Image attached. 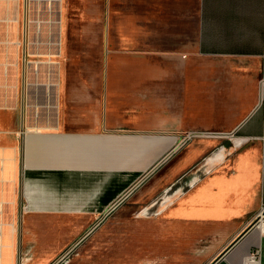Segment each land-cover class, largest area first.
<instances>
[{"label":"crops","instance_id":"0c3cea01","mask_svg":"<svg viewBox=\"0 0 264 264\" xmlns=\"http://www.w3.org/2000/svg\"><path fill=\"white\" fill-rule=\"evenodd\" d=\"M262 76L264 0H0V264L169 186L142 263L264 264Z\"/></svg>","mask_w":264,"mask_h":264},{"label":"rangeland","instance_id":"374dc122","mask_svg":"<svg viewBox=\"0 0 264 264\" xmlns=\"http://www.w3.org/2000/svg\"><path fill=\"white\" fill-rule=\"evenodd\" d=\"M170 187L164 191V194L162 192L156 194L148 203L142 202L135 205L128 201L122 207L104 216L92 230L84 232L74 240L73 244H68L60 250L59 256L71 247L66 253L69 255L68 261L64 264H145L141 260L148 256L151 250L154 251L155 247L148 246L147 239L144 243L145 237H142L140 223L145 218L156 217L158 205L166 193L167 195L172 193ZM23 207L21 206V209ZM24 252L27 254L26 251ZM26 254L25 256L23 254L21 264L23 261L26 264Z\"/></svg>","mask_w":264,"mask_h":264},{"label":"built area","instance_id":"2783aa9c","mask_svg":"<svg viewBox=\"0 0 264 264\" xmlns=\"http://www.w3.org/2000/svg\"><path fill=\"white\" fill-rule=\"evenodd\" d=\"M260 85H261V97L264 95V76L260 79ZM208 136L212 135L208 132H196V133H187L183 136V140H187L189 138H192L194 136ZM71 248V247H70ZM69 248V249H70ZM69 249L65 250L62 255H60L54 262V264L58 263H67L68 261V254H66ZM241 264H261V249L260 247H254L248 251V253L245 255V257L242 259Z\"/></svg>","mask_w":264,"mask_h":264},{"label":"water","instance_id":"95a60500","mask_svg":"<svg viewBox=\"0 0 264 264\" xmlns=\"http://www.w3.org/2000/svg\"><path fill=\"white\" fill-rule=\"evenodd\" d=\"M238 239H235L234 241H232L216 258H214L212 260V262H210L209 264H215L216 262H218L226 253L227 251L236 243Z\"/></svg>","mask_w":264,"mask_h":264},{"label":"bare ground","instance_id":"6f19581e","mask_svg":"<svg viewBox=\"0 0 264 264\" xmlns=\"http://www.w3.org/2000/svg\"><path fill=\"white\" fill-rule=\"evenodd\" d=\"M262 216V215H261ZM261 220V219H260ZM258 221V220H257Z\"/></svg>","mask_w":264,"mask_h":264}]
</instances>
